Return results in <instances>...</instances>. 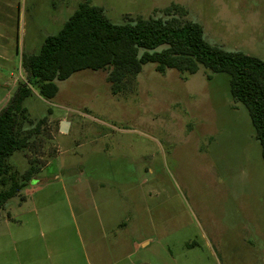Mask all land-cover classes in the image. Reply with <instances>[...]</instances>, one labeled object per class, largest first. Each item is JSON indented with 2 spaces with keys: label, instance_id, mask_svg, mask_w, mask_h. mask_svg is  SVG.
Returning a JSON list of instances; mask_svg holds the SVG:
<instances>
[{
  "label": "rangeland",
  "instance_id": "rangeland-1",
  "mask_svg": "<svg viewBox=\"0 0 264 264\" xmlns=\"http://www.w3.org/2000/svg\"><path fill=\"white\" fill-rule=\"evenodd\" d=\"M85 1L117 25L179 5L209 43L264 61V0H0V113L29 84L22 57L37 54ZM208 75L203 68L161 75L148 64L113 95L107 71L86 70L57 83L48 101L30 86L28 118L47 121L32 146L9 159L12 172L23 174L34 160L42 168L37 178L58 177L47 194L71 199L86 246L104 229H84L80 209L97 224L110 207L102 203L107 197L113 220L127 223V243L150 239L145 253L175 246L181 264H264L261 146L228 77Z\"/></svg>",
  "mask_w": 264,
  "mask_h": 264
},
{
  "label": "trees",
  "instance_id": "trees-1",
  "mask_svg": "<svg viewBox=\"0 0 264 264\" xmlns=\"http://www.w3.org/2000/svg\"><path fill=\"white\" fill-rule=\"evenodd\" d=\"M187 15L185 8L171 5L161 17L125 16L124 24L117 25L104 8L85 1L58 34L45 39L37 54L22 57L29 84L20 85L0 113V211L42 170L34 160L23 174L12 172L9 164L16 152L32 146L47 121L28 118L24 102L32 95L30 86L42 99L52 100L59 91L57 83L86 70L107 71L113 95L126 91L148 64L161 75L169 69L194 75L201 68L209 73V81L226 75L232 99L248 111L264 161V61L209 43L203 27ZM26 123L32 127L25 129Z\"/></svg>",
  "mask_w": 264,
  "mask_h": 264
},
{
  "label": "crops",
  "instance_id": "crops-1",
  "mask_svg": "<svg viewBox=\"0 0 264 264\" xmlns=\"http://www.w3.org/2000/svg\"><path fill=\"white\" fill-rule=\"evenodd\" d=\"M55 179L58 177L33 179L37 185L32 187L31 182L0 211V264H181L176 255L180 249L175 246H163L155 256L144 252L152 246L150 239L127 243L121 235L127 223L113 220L112 202L107 197L102 203L110 207L100 214L103 220L97 216V224H90L88 214L80 209L84 229L96 235L104 229L102 238L93 236L96 240L86 246L83 228L73 218L71 199L47 194L45 187ZM97 186L98 190L104 187Z\"/></svg>",
  "mask_w": 264,
  "mask_h": 264
},
{
  "label": "water",
  "instance_id": "water-1",
  "mask_svg": "<svg viewBox=\"0 0 264 264\" xmlns=\"http://www.w3.org/2000/svg\"><path fill=\"white\" fill-rule=\"evenodd\" d=\"M68 127H69V123H68V122H63V123L61 124V131H62L63 133H67V132H68Z\"/></svg>",
  "mask_w": 264,
  "mask_h": 264
}]
</instances>
